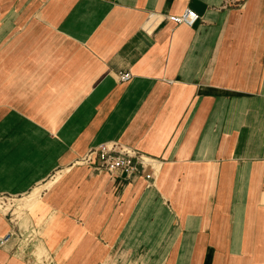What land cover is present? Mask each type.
I'll return each mask as SVG.
<instances>
[{"label":"crops","instance_id":"obj_1","mask_svg":"<svg viewBox=\"0 0 264 264\" xmlns=\"http://www.w3.org/2000/svg\"><path fill=\"white\" fill-rule=\"evenodd\" d=\"M35 190L0 264H264V0H0V201Z\"/></svg>","mask_w":264,"mask_h":264},{"label":"built area","instance_id":"obj_2","mask_svg":"<svg viewBox=\"0 0 264 264\" xmlns=\"http://www.w3.org/2000/svg\"><path fill=\"white\" fill-rule=\"evenodd\" d=\"M168 20L176 24H185L192 26L198 20V16L190 9L184 10L180 15H170ZM121 82L130 79V74H121L119 77ZM93 159L99 160L97 170L104 171L110 175H120L129 178L139 171V167L144 169L147 163L141 156H136L133 152L121 148L117 144H103L97 149L89 153L87 158L83 160L85 163L92 162Z\"/></svg>","mask_w":264,"mask_h":264},{"label":"rangeland","instance_id":"obj_3","mask_svg":"<svg viewBox=\"0 0 264 264\" xmlns=\"http://www.w3.org/2000/svg\"><path fill=\"white\" fill-rule=\"evenodd\" d=\"M59 175L58 174H54L53 176H51V178H49L48 180V184L47 186H45V188H50V184H52L54 181H56L58 179ZM43 190V189H41ZM38 192L40 190H37ZM18 199H5L4 201L1 200L0 201V210L3 211L4 213H6L9 218H11L14 222L16 221H20L22 220V218L25 216V214L28 212L27 210L25 209H22V208H19L18 206V203L20 202H17ZM20 209V210H19ZM17 214H15V213ZM135 248L131 249V248H123L122 250V253H121V262H108L107 264H145V263H142L140 261H137L138 259L135 257V255H138L135 253L134 257H133V251H134ZM22 250L25 251L26 254H29L28 251H30V247L25 245ZM139 250V249H138ZM141 250V248H140ZM137 251V249H136ZM120 253V251H119ZM141 254L144 255V249L142 248ZM46 255V253H45ZM132 257V259H131Z\"/></svg>","mask_w":264,"mask_h":264},{"label":"bare ground","instance_id":"obj_4","mask_svg":"<svg viewBox=\"0 0 264 264\" xmlns=\"http://www.w3.org/2000/svg\"><path fill=\"white\" fill-rule=\"evenodd\" d=\"M147 162V161H146ZM52 185V184H50ZM48 187V186H47ZM39 192L37 190H35L32 194H30L28 197H26L25 199L21 200V201H17L20 202L18 203L19 208H23V207H32L33 204L36 202L37 197H38ZM20 210V209H19Z\"/></svg>","mask_w":264,"mask_h":264}]
</instances>
